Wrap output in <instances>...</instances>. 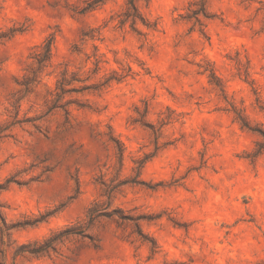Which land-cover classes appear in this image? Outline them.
I'll use <instances>...</instances> for the list:
<instances>
[{"label":"clouds","instance_id":"9594fccd","mask_svg":"<svg viewBox=\"0 0 264 264\" xmlns=\"http://www.w3.org/2000/svg\"><path fill=\"white\" fill-rule=\"evenodd\" d=\"M0 264H264V0H0Z\"/></svg>","mask_w":264,"mask_h":264}]
</instances>
